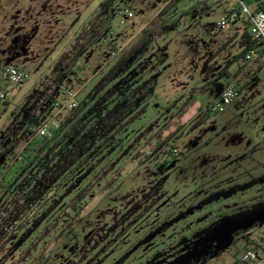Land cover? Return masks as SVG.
<instances>
[{
	"label": "rangeland",
	"instance_id": "rangeland-1",
	"mask_svg": "<svg viewBox=\"0 0 264 264\" xmlns=\"http://www.w3.org/2000/svg\"><path fill=\"white\" fill-rule=\"evenodd\" d=\"M228 3L0 0V65L29 73L19 86L0 79V202H16V212L25 206L13 228L0 227V264H237L244 236L260 242L264 46L255 42L259 56L248 61L236 42L226 44L246 29L218 25ZM148 19L128 51L114 57ZM98 22L106 29L87 42L84 31ZM134 45L142 79L155 84L99 155L52 177L34 164L40 137L19 154L25 141L10 150L25 116L46 107L45 84L60 62L73 67L57 79L55 97L83 84L78 104ZM139 79L131 75L127 88ZM230 82L236 96L211 112Z\"/></svg>",
	"mask_w": 264,
	"mask_h": 264
},
{
	"label": "trees",
	"instance_id": "trees-1",
	"mask_svg": "<svg viewBox=\"0 0 264 264\" xmlns=\"http://www.w3.org/2000/svg\"><path fill=\"white\" fill-rule=\"evenodd\" d=\"M97 24L90 26L84 31L83 36H85L87 42L94 40L97 33H102L106 29L104 23L100 24L98 22ZM144 31L145 28L140 33ZM238 36L237 38L234 36L229 38L226 44H230L233 42L232 39H236L235 42L241 48L239 55L244 56L253 47L255 41L251 39L247 29L243 30ZM139 46L142 47L143 44ZM139 46L134 45L131 47V50L121 57L113 68L105 73L87 96L80 103L76 104L74 109L69 110L66 116L58 122V127L51 137H40L41 141L33 156L35 158L34 164L43 176L57 177L64 175L68 172L71 165L77 161L80 162V165H83L86 159L95 158L105 148L109 137L121 129L126 120L131 118L137 112L138 107L146 101L153 90L155 81L153 78L142 79L143 72L140 70V67H136L137 56L141 51ZM79 52L81 50L74 47L73 53L78 54ZM122 53L121 51L119 52V54ZM65 61L59 63L56 67V72L52 73L45 84L46 88L49 89V93L47 94L46 90L47 105L41 114L31 113L28 116L26 115L20 126L21 129L12 132L11 151L19 143L25 141L46 115L50 114L54 99L56 98L54 89L58 88L56 81L59 77L67 78L68 71L73 67L72 62L66 63ZM61 63L64 64L61 65ZM60 68H64L65 70L58 72ZM57 75L58 77L56 78ZM131 75L135 78L139 77L140 81L137 83V86L128 89ZM82 88L83 84L78 88L80 89L78 95ZM57 92L60 93V90H57ZM117 93H119L118 98L109 107V99ZM40 101L41 98L37 100V105H39ZM19 188L21 190L25 189L22 185ZM24 198L21 203L26 204ZM9 204L11 205L9 206ZM8 207L10 210L6 211ZM24 207L20 209L24 210ZM17 208L19 207H17V203L14 201L0 202L1 228L10 230L22 218V211L19 209L20 212H16ZM14 209L15 212H13ZM6 212L12 214V217H6ZM16 213L17 215H15ZM237 236V233L230 236L229 245L232 246L236 243ZM244 239V249L254 246V242L249 237L244 236ZM215 241L222 242V239L217 238Z\"/></svg>",
	"mask_w": 264,
	"mask_h": 264
},
{
	"label": "built area",
	"instance_id": "built-area-1",
	"mask_svg": "<svg viewBox=\"0 0 264 264\" xmlns=\"http://www.w3.org/2000/svg\"><path fill=\"white\" fill-rule=\"evenodd\" d=\"M169 2L170 0H166ZM229 8L223 15L218 25L223 28H228L240 20L244 24L251 39L255 42H261L264 46V0H253V7H249L244 3V0H228ZM131 16V12H127ZM259 56L253 47L245 53V59L251 61ZM29 78V73L25 70H20L14 66L0 65V79L5 82L19 86ZM80 89L73 92L62 93L63 98H55L53 108L50 114L42 120V122L34 129L28 138L22 144L19 154L24 146L36 137H51L54 130L58 127V117L64 111H69L75 108V99ZM237 94V89L233 82L228 83L221 91L219 100L211 105V112H221L225 106L230 104ZM4 94H0V98H4ZM176 153V150H173ZM237 264H264V237L260 242L256 243L251 248H246L238 252Z\"/></svg>",
	"mask_w": 264,
	"mask_h": 264
},
{
	"label": "crops",
	"instance_id": "crops-1",
	"mask_svg": "<svg viewBox=\"0 0 264 264\" xmlns=\"http://www.w3.org/2000/svg\"><path fill=\"white\" fill-rule=\"evenodd\" d=\"M252 2H253V0H252ZM228 6H229V4H228ZM162 7V6H161ZM228 11V9L226 8V10H225V12H227ZM157 12V11H156ZM155 12V13H156ZM154 13V14H155ZM153 14V15H154ZM153 15L150 17V19L153 17ZM150 19H148L147 21H145L144 23H142V24H140L137 28H136V30L125 40V41H123V43L118 47V49L114 52V54H113V56L114 57H116L118 54V52H124L126 49H128L129 48V46L132 44V42L136 39V36H137V34L139 35L140 34V31L143 29V27L145 26V24L150 20ZM238 23H240V20L239 21H237L235 24H238ZM94 25V24H93ZM93 25H91V26H93ZM89 28V27H88ZM239 35V31L238 30H236V32H235V34L233 35L234 37H236L237 38V36ZM233 36H231V37H233ZM230 37V38H231ZM233 40V42H231V43H234L235 41H236V39H232ZM230 43V44H231ZM77 49L79 50L80 49V47H77ZM82 49V48H81ZM97 72V71H96ZM95 73H93V75H94Z\"/></svg>",
	"mask_w": 264,
	"mask_h": 264
},
{
	"label": "flooded vegetation",
	"instance_id": "flooded-vegetation-1",
	"mask_svg": "<svg viewBox=\"0 0 264 264\" xmlns=\"http://www.w3.org/2000/svg\"><path fill=\"white\" fill-rule=\"evenodd\" d=\"M11 204H9V206H10ZM8 210H10V208L8 207L7 208V210L6 211H8ZM13 212H15V209L13 210ZM5 215H6V217H8V218H10V217H12V214H8L7 212L5 213Z\"/></svg>",
	"mask_w": 264,
	"mask_h": 264
}]
</instances>
